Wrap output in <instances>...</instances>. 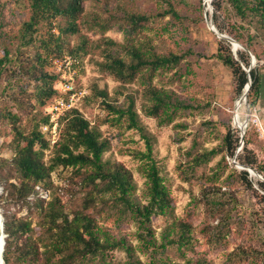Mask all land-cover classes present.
Returning <instances> with one entry per match:
<instances>
[{
	"label": "rangeland",
	"instance_id": "1",
	"mask_svg": "<svg viewBox=\"0 0 264 264\" xmlns=\"http://www.w3.org/2000/svg\"><path fill=\"white\" fill-rule=\"evenodd\" d=\"M170 4L181 16L180 21L172 15H165ZM129 14L145 15L151 21L127 36ZM214 15L213 0L211 3L206 0H84V12L76 22L75 32H65L67 22L59 18L53 23L38 24L30 39L29 34L23 36L21 28L24 20L28 21L31 16L29 0H0V59L5 50L10 51L11 58L0 76V213L5 214L9 222L15 218H28L32 223L33 240L38 243L41 254L46 252L43 242L51 240L43 219L49 206L45 204L42 209L31 205L17 193L9 194L8 189L12 182L20 180L14 164L17 151L15 127L25 136L33 131L44 136L49 145L43 156L47 164L64 138L67 114L60 120L56 131H53L48 116L50 106L62 94L56 89L58 95L41 104L34 95L36 81L31 74H24V71L29 72L32 60L38 54L55 56L48 53L56 51L45 50L41 43L52 32L62 36L63 49L59 55L74 54L80 61L74 84L78 91L86 90L87 94L72 110L79 109L100 132L102 139L109 142L103 160L119 162L129 170L136 186L133 199L139 203L147 201L146 179L138 157L139 152L146 151L145 140L138 130L129 127L127 117L118 118L106 106L109 103L124 109L131 100L134 101V110L152 139L154 158L171 195V209L152 218L151 226L157 241L154 253L151 249H143L137 240V224L132 217L118 220L120 212L109 209V203L97 204L90 209L100 226L110 229L115 236L126 237L132 248L130 253L125 249L108 251L104 264H201L200 261L203 264H264L261 180L250 174V183L242 180V170L233 160L232 165L228 164L223 159V152L197 172L186 177L182 174V167L186 168L193 158L190 153L195 155L214 148L222 150L223 138L230 127L239 138L236 152L240 148L241 130L235 125L234 116L236 102L243 93L236 94L231 70L215 58L221 38L207 22L211 18L215 21ZM220 17V24L225 29L223 34L240 38L244 42L240 44L245 47L248 38L257 34L254 24L224 14ZM167 29L170 31L163 33ZM258 35V39L250 43L261 58L260 61L256 58L253 69L263 76L264 34ZM142 42L159 54L170 51L184 54L186 58L178 68L179 73L175 75L174 70H159L154 75L143 72L132 82L124 84L103 70L109 52L128 60L127 46ZM48 69L54 73L52 63ZM152 86L175 92L196 109L180 111L172 124L160 126L158 120L147 113L152 106L147 91ZM249 94L241 110L244 120L250 117L244 142L254 144L250 148L258 158V165L264 166V138H260L259 132L261 127L264 128V86L255 103ZM62 96L68 97L66 94ZM10 112L15 114L14 119L8 116ZM47 126L49 130H46ZM243 150L244 147L239 152L242 157L247 154ZM81 179L72 168H59L52 173L51 180L55 185L52 200L59 196L64 204H58V207L66 214L81 210L83 198L91 190L79 183ZM42 197L50 200L47 193ZM183 224L189 226L192 236L190 243L180 247L178 232ZM15 264L44 262L43 257L38 256L32 260L15 261Z\"/></svg>",
	"mask_w": 264,
	"mask_h": 264
},
{
	"label": "trees",
	"instance_id": "2",
	"mask_svg": "<svg viewBox=\"0 0 264 264\" xmlns=\"http://www.w3.org/2000/svg\"><path fill=\"white\" fill-rule=\"evenodd\" d=\"M213 6L215 22L222 33L225 32L224 27L220 24V15L222 14L247 21L249 25H255L257 34L248 38L249 43H246V47L260 61L258 50L251 44L258 39L260 35L258 33L264 34V0H213ZM169 7V10L164 12L165 15H172L174 19L180 21L181 16L174 6L170 4ZM29 9L30 19L24 20L21 28L23 36L29 34L30 39H32L38 24L42 22L53 23L59 18H64L67 22L68 26L65 32H75L76 22L84 12V0H29ZM127 19L130 28L127 36H130L131 31H137L141 25L151 21L150 17L138 14H129ZM167 31L170 30L167 29L163 33ZM234 38L239 43H244L240 38ZM41 43L45 50L56 51L48 53V55L54 54L55 56L50 58L47 55L38 54L32 60L29 72L25 73L24 69L23 71L25 76L31 74L30 77L36 81L34 95L41 104H45L47 100L58 95L55 88L58 76L49 72L48 67L54 58L61 57L59 54L62 53L63 49L62 36L60 34L56 36L55 33L49 32L48 38ZM145 47L147 46L143 42L141 44L130 43L125 53L129 57L128 60L109 52L106 62L102 66L103 70L124 84L132 82L143 72L152 75L159 70L162 72L174 70L175 75L179 73L178 68L186 58L184 54H177L174 51L159 54ZM4 53V57L0 59V76L6 63L11 61L10 51L5 50ZM68 55L77 57L74 54ZM237 55V57L234 55L230 42L220 39L215 58L231 70L235 81V92L242 94L248 81L247 72L243 66H250L251 57L247 52L240 49L237 51ZM251 76L253 85L249 97L252 98V103H255L263 90L264 75L262 76L258 70L253 69ZM147 92L152 102L147 113L155 117L160 126L172 124L176 114L180 111L196 109L192 104L181 100L175 92L164 88L152 86ZM106 106L110 113L117 115L118 118L127 117L129 127L138 130L145 140L146 151L139 152L138 157L142 162V172L146 179L145 194L147 201L139 203L133 199L136 186L129 170L119 162L110 163L103 160L104 153L109 148V142L102 139L100 132L92 127L91 121L81 114L79 109L67 113L63 129L64 138L62 142L57 144L56 147L58 148L50 164L43 160L44 151L49 148L44 136L38 131H33L29 136H25L15 127L17 151L14 164L20 174V180L18 183L12 182L9 185L8 193H17L22 200L42 209L45 204L49 206V211L46 212L43 219L45 220V227H47L45 231L51 240L50 242H43L46 252L41 254L38 243L33 240L32 223L28 218H15L9 222L6 215L3 214L4 233L6 235L5 264H15V261L19 260H32L33 257L38 256L43 257L44 264H93L95 261L104 264L108 251L125 249L130 253L132 248L129 240L123 236H115L110 229L100 226L97 218L90 212V209L95 208L97 204L103 203L106 205L109 203V209L114 208L120 212L118 220L127 216L134 219L137 224V240L143 249H151L152 253L157 249V241L151 226L152 218L154 215L167 213L171 209L172 203L170 191L164 184L158 163L154 158L152 139L139 122L138 114L134 110V101L131 100L129 106L124 109L109 103ZM8 116L15 118V114L12 112ZM238 143L239 138L235 131L231 127L228 128L223 138L222 150L214 148L198 152L195 155L190 153V157L193 158L188 162L186 168L185 166L182 167V174L186 177L197 172L202 166L210 163L220 152L224 153L223 159L232 165ZM253 145L246 142L243 151L247 154L243 157L242 154H238L237 160L243 165L257 169L260 174L264 175V166L258 165V158L250 148ZM59 168L74 169L77 175L82 178L79 183L85 184L91 189L83 198L82 209L73 212L72 217L66 214L64 209L58 207V204L63 203L59 196L52 200V188L55 186L51 180L52 173ZM84 169L85 172H83ZM249 174L248 171L242 170L240 177L248 183ZM259 185L264 192V182L259 181ZM43 193H47L50 200L43 198ZM262 215L264 226V208ZM178 233V241L181 243L178 245L180 247L190 243L192 235L189 226L184 224L179 226ZM200 263L203 264L201 261Z\"/></svg>",
	"mask_w": 264,
	"mask_h": 264
},
{
	"label": "built area",
	"instance_id": "3",
	"mask_svg": "<svg viewBox=\"0 0 264 264\" xmlns=\"http://www.w3.org/2000/svg\"><path fill=\"white\" fill-rule=\"evenodd\" d=\"M54 67V74L58 76V81L55 88L63 95L66 94L68 97L62 95L57 99L49 108L48 116L53 126V131L58 129L60 120L73 108L77 107V104L87 94L86 90H77L74 84V75L76 69L80 65V61L72 56L66 55L63 57L54 58L52 60ZM49 130V127H46ZM260 137L264 138V128L259 129Z\"/></svg>",
	"mask_w": 264,
	"mask_h": 264
},
{
	"label": "water",
	"instance_id": "4",
	"mask_svg": "<svg viewBox=\"0 0 264 264\" xmlns=\"http://www.w3.org/2000/svg\"><path fill=\"white\" fill-rule=\"evenodd\" d=\"M207 2L211 3L212 0H206ZM210 7H212V5L210 4L209 5ZM208 22V26L209 28L215 33L217 34V36L221 39H224V40H227L228 42H230L232 44V47H233V52H234V55L237 57V51L240 49V50H244L246 52H248L250 54V57H251V64H250V67L249 69H247L246 67L243 66V69L247 72V77H248V81H247V84L244 88V91H243V94L241 96V98L239 99V104H244L247 102V97H248V94L250 92V89L253 85V79H252V76H251V71L253 70L256 62H257V59L256 57L254 56V54L245 46H243L242 44H240L238 41H236L235 39H233L232 37L226 35V34H223L219 31V29L217 28L216 24H215V21L213 18H211V20H207ZM249 123L246 124V126L248 127ZM241 130V142H240V148L239 150L236 152V155L234 156L233 158V162L237 165V167H240V168H245L248 170V172L250 171H255L258 176H259V179L264 182V177L263 175H261L259 172H257L255 169L249 167V166H244V165H241L237 162V156L240 152V150H242V148L244 147V136H245V132L244 130H242L241 128H239ZM1 215V213H0ZM1 235H2V250H3V258H4V251H5V233H4V218L3 216L1 215ZM4 259H2L3 261Z\"/></svg>",
	"mask_w": 264,
	"mask_h": 264
},
{
	"label": "bare ground",
	"instance_id": "5",
	"mask_svg": "<svg viewBox=\"0 0 264 264\" xmlns=\"http://www.w3.org/2000/svg\"><path fill=\"white\" fill-rule=\"evenodd\" d=\"M239 101V100H238ZM236 102V111H235V116H234V121H235V125L238 127V128H241L242 130L245 131V129L247 128L246 124L249 123V118L250 117H247L246 120H244L242 118V108H243V104H239V102ZM248 111V110H247ZM249 114V113H248ZM246 118V117H245ZM239 169L241 170H246L248 171L247 169L245 168H240L238 167ZM250 175L252 177H256V178H259L258 174L255 172V171H250L249 172ZM3 250H2V235H1V216H0V264H3L4 260L2 261L3 258Z\"/></svg>",
	"mask_w": 264,
	"mask_h": 264
}]
</instances>
